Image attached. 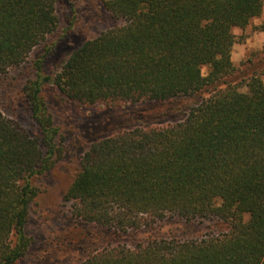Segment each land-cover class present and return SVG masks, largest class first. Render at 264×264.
I'll use <instances>...</instances> for the list:
<instances>
[{"label":"trees","instance_id":"obj_1","mask_svg":"<svg viewBox=\"0 0 264 264\" xmlns=\"http://www.w3.org/2000/svg\"><path fill=\"white\" fill-rule=\"evenodd\" d=\"M102 3L120 23L86 39L52 71L44 63L56 41L29 56L58 30L56 0H0V75L31 66L21 92L38 131L31 137L0 111V264L25 257L34 181L61 155L45 95L51 87L69 104L116 110L171 99L164 113L187 108L181 120L116 127L89 144L63 197L83 224L133 238L96 236L77 264H264L262 72H251L246 91L230 80L233 30L259 16L264 0ZM168 217L227 227L184 239L134 238Z\"/></svg>","mask_w":264,"mask_h":264},{"label":"rangeland","instance_id":"obj_2","mask_svg":"<svg viewBox=\"0 0 264 264\" xmlns=\"http://www.w3.org/2000/svg\"><path fill=\"white\" fill-rule=\"evenodd\" d=\"M56 11L59 17L56 34L44 44L35 47L29 56L30 60L35 59L44 52V46L52 45L56 41L54 54L44 63L52 71L57 70L68 55L86 39L120 23L109 16L102 0H56ZM233 31L236 41L232 47L231 59L237 72L230 80L238 83L241 91H246L245 80L253 71L262 72L264 83V5L261 14L251 18L245 28H235ZM207 71V66L202 67L203 74ZM31 72V66H25L11 71L7 76L0 75V111L6 118L25 129L31 137H37L36 124L29 115L21 92L22 85L26 78L31 77ZM202 94L208 95L210 90ZM45 95L53 123L58 129L57 140L60 141L61 155L55 159L47 174L34 181L39 185V191L31 204L26 224V233L31 243L19 264H77L90 251L87 243L96 236L102 242L120 240L128 244L133 238L127 232L117 235L109 230L83 224L72 216L71 202L63 197L89 144L117 130L116 127L130 128L139 121L166 124L181 120L186 115L187 108L182 111L172 109L164 113L172 105L171 99L127 104L116 110L69 104L62 100L53 87ZM226 227V223L214 222L212 219L184 222L176 217H168L156 221L143 231L135 232L134 238L154 235L184 239L220 231Z\"/></svg>","mask_w":264,"mask_h":264}]
</instances>
